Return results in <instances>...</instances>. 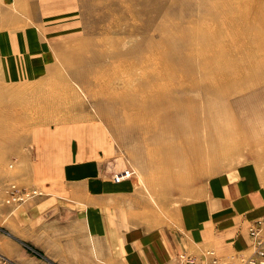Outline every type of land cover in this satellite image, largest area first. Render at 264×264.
Listing matches in <instances>:
<instances>
[{
    "label": "rangeland",
    "instance_id": "rangeland-1",
    "mask_svg": "<svg viewBox=\"0 0 264 264\" xmlns=\"http://www.w3.org/2000/svg\"><path fill=\"white\" fill-rule=\"evenodd\" d=\"M17 24L38 31L44 48H33L43 58L34 66L0 62V264H122L119 252L111 261L94 250L103 233L91 230L86 192L70 187L83 178L58 173L75 155L94 156L104 181L133 171L125 193L138 201L111 198L99 211L118 228L103 236L121 239L139 226L174 238L181 206L213 174L264 153V0H0V28ZM45 134L73 153L53 154L43 177ZM92 135L106 152L95 154ZM12 189L37 192L12 201ZM204 247L224 261L253 249L251 240L224 255ZM180 252L203 254L184 243L156 264Z\"/></svg>",
    "mask_w": 264,
    "mask_h": 264
},
{
    "label": "crops",
    "instance_id": "crops-1",
    "mask_svg": "<svg viewBox=\"0 0 264 264\" xmlns=\"http://www.w3.org/2000/svg\"><path fill=\"white\" fill-rule=\"evenodd\" d=\"M23 24H21L22 28H19L20 24L15 26L5 25L0 28L1 63L4 59L6 61L8 59L12 62V66L23 67L24 64L34 66L35 62L41 63V60H43L42 55H39L37 59L33 50V48L37 47L42 51L44 48L41 35L35 29L34 33L31 30L33 28L22 26ZM3 32H10L11 36L9 37L5 34L9 38L4 39ZM30 47L32 49L28 51ZM28 53L32 54L29 61H25L26 58L20 59V56H18L19 54L28 55ZM49 59L44 61V65L48 64ZM23 61L24 63H22ZM42 76L37 75L36 77ZM27 78L32 77L25 76L20 79ZM55 127L52 126L50 129L53 130ZM61 128L64 130L68 129L67 126H62ZM75 135L76 142L81 145L85 141L83 137L85 134L78 130L75 131ZM92 137L90 144L95 149V154L97 155L98 151L101 150L106 152L105 147H100L96 144L97 140H100L104 145L105 142L97 138L96 135H92ZM38 142L39 147L44 145V149L38 150V153H42L44 159L47 158L43 164V177L47 173L45 161H50L52 157L54 159L53 154L58 153L59 160H62L68 154L73 153L71 150L69 153H65L66 157H64L62 148L59 147V138L51 134L48 138L45 134V139L40 138ZM56 144L58 146L57 149L55 148ZM47 145L53 147V149H50L51 153L48 156L44 153ZM74 157L76 160L71 161L65 168L60 165L57 166L58 173H62L64 170L63 177L83 178L75 180L70 187L73 188V191L86 192V194L82 193L80 197L83 198L82 200H90L91 206L88 207V219L92 232H97V234L98 232L106 233V237L108 233H116L118 228L115 225L109 227L110 224H115L113 219L104 217L99 211L102 206L104 211L105 207H110L108 203L112 202L111 198L118 197L122 201H128L129 205L138 201L136 194L125 193V190H129L131 187L130 179L125 178L121 181L113 179V182L104 181V178L99 176L96 162L92 160L94 156L83 153ZM48 167L50 169V165ZM193 199L181 206L182 211H184V214H182L183 219H180L181 225L173 222V225L178 226L177 235L174 238L168 234V227L146 234V232L142 231V227L139 226L136 231H134L135 228H132V232L124 233L125 235L121 239L119 235L112 239H107L103 234L95 237L94 250L102 256L111 253L113 259L114 256L115 259L108 258L111 261H118L116 255H114L115 250L117 253L122 254L121 259H123V262L120 260L122 264H156L166 261L169 254L179 249L184 243L190 250L197 253L202 252L205 248L204 245H208L222 255L230 253L235 248L247 247L250 244L247 227L250 222L248 221L264 213V153L255 160L242 164L232 174L229 172L213 174L208 179L204 191L202 192L200 189L199 196ZM173 225L172 227H174ZM128 230L130 231L131 229ZM165 235L168 236L167 244L159 238L160 236L165 238ZM103 244L112 249L106 253L99 252L98 249L103 247ZM84 252L88 255L87 262L92 257V251L87 244L84 245ZM111 261L109 262L111 263ZM88 263L93 264L91 262Z\"/></svg>",
    "mask_w": 264,
    "mask_h": 264
},
{
    "label": "built area",
    "instance_id": "built-area-1",
    "mask_svg": "<svg viewBox=\"0 0 264 264\" xmlns=\"http://www.w3.org/2000/svg\"><path fill=\"white\" fill-rule=\"evenodd\" d=\"M132 170L126 168L123 172L114 175L115 181H121L132 176ZM10 197L12 201L24 200L36 194L37 190H18L12 189ZM11 201V199H8ZM255 220V221H254ZM249 226V234L254 242L253 251L249 254L241 255L239 259L222 260L213 250H208L203 256L180 252L171 264H264V213L254 219Z\"/></svg>",
    "mask_w": 264,
    "mask_h": 264
},
{
    "label": "bare ground",
    "instance_id": "bare-ground-1",
    "mask_svg": "<svg viewBox=\"0 0 264 264\" xmlns=\"http://www.w3.org/2000/svg\"><path fill=\"white\" fill-rule=\"evenodd\" d=\"M254 221H255V220H254ZM254 221H253V222H254ZM253 222H252V223H253ZM248 232H249V231H248ZM249 236H250V234H249ZM250 240H251V242H252V247H254V242H253V240L251 239V236H250ZM252 251H253V249H252ZM238 259H239V258H238ZM236 260H237V259H236Z\"/></svg>",
    "mask_w": 264,
    "mask_h": 264
}]
</instances>
